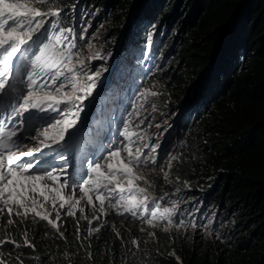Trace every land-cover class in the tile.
<instances>
[{
  "label": "trees",
  "instance_id": "trees-1",
  "mask_svg": "<svg viewBox=\"0 0 264 264\" xmlns=\"http://www.w3.org/2000/svg\"><path fill=\"white\" fill-rule=\"evenodd\" d=\"M85 1L115 34L108 51L121 42L119 67L126 61L141 73L134 77L139 86H157L169 96L164 108L178 118L172 156L161 166L139 163L136 173L175 210L155 226L114 209L49 217L56 226L33 212L2 210L0 261L264 264V0H55L64 33L72 34L68 29L78 22L71 8ZM148 22L146 32L159 24L171 28L164 48L171 45L181 57L166 68L154 67L162 60L154 57L159 34L144 65L134 52L142 50ZM77 29L72 39L79 48Z\"/></svg>",
  "mask_w": 264,
  "mask_h": 264
},
{
  "label": "rangeland",
  "instance_id": "rangeland-1",
  "mask_svg": "<svg viewBox=\"0 0 264 264\" xmlns=\"http://www.w3.org/2000/svg\"><path fill=\"white\" fill-rule=\"evenodd\" d=\"M5 2L26 4L29 3V0H5ZM33 6L36 7V5ZM76 9L77 5L71 8L74 23L76 22V15H78V22L74 24L72 34L64 33L59 23L57 27H53L52 21H56L55 17H43L46 21L43 27L32 32V40L29 41L28 45L21 46V52L13 58V67L10 68L9 73L5 77H0V82H6L7 89V95L0 93V96L4 97L3 101H0V155L7 157L9 154H14L21 158L25 166L29 164L35 166L34 170L25 175H44L46 171H52L58 177L57 180H49L45 177L38 183L34 181L25 182L29 188L36 187L37 191L34 194L37 201L35 211L40 212L43 216L57 218V215H67L69 212L91 216L105 213L111 209L119 213H126L122 206H112L123 196L122 203H128L129 197L132 198L133 202L147 198L145 202L147 211H144L143 208L137 209L139 217L147 221V219L152 218L150 216L151 211H158L157 217L153 219V224H157L159 221L164 222L173 212L165 215L163 209L175 210L174 203L162 205L168 202V200L166 201L167 197L157 195L141 179L134 180L133 184L129 186L128 180L120 173H117V179H113V182L108 184L104 176L99 173H90V168L94 162H99L102 165L101 172H107L109 163L113 165V171H116L117 167L123 169L118 157L109 159L108 156L110 152L117 149L120 150L121 157L132 161V167L135 169L133 175L139 176L136 173V166L146 162V160H151L155 166L163 165L171 158L175 147L176 137L173 136V131L177 123V115L173 110L169 114V111L164 108L169 99L168 95L163 96L157 86L143 87L142 84L139 86L138 80L136 81L134 77L141 73L138 71L132 73V69L130 65L125 63L126 61L119 67L121 64V62L119 64L121 42L116 44L114 50L108 51L116 37L114 32H108L109 27L103 21L105 18L101 16L100 12L89 7V1H85L77 11ZM20 11L23 10L20 9ZM42 11H48V9ZM4 15L6 16L7 13ZM2 19L0 17V21ZM40 19V17L36 18L37 21ZM148 24L149 22L146 25L148 28L144 27L142 32L145 40L141 46L142 50L137 51L134 48V52L144 65L148 60L149 48L159 34L160 39L154 57L162 56V60L158 63L154 62V67L156 64V67L166 68L173 57H181L178 56V49L169 51L171 45L166 46L167 49L164 48L167 43V36L172 32L171 28L164 30V27L161 28L159 24L155 27V31L146 32L145 29L148 30L150 27ZM32 27L36 28L35 21ZM76 28L82 32L79 48L76 47V41L72 39L75 36ZM45 44L49 46L48 49L45 50L39 64L33 65L32 61L41 55L40 49ZM135 46L136 48L139 46L137 42H135ZM131 53H133L131 50L127 53L129 58L132 57ZM81 61L83 63H80ZM186 61L184 58L182 64L174 63L170 70L173 71L182 67ZM46 64H51L53 67L49 69L41 66ZM146 66L145 70H148V64ZM57 67L65 74L60 79L68 85L64 92L69 95L73 94L71 87L73 83L78 85L75 95H85V92L81 91L85 82H94L96 87L91 96H87L83 104L80 105L82 110L79 111V120L76 125L68 129L63 140L53 142L52 139H46L45 136L41 135V132L48 129L49 137L55 135L57 133V128L54 127L56 121H62L66 118L65 113L74 110L71 103L56 104L55 100H45L44 107L47 110L32 109L31 118L23 123H21L23 117L16 116L12 108L23 102L22 97L29 90L33 91L34 96L37 97V102L43 99L46 94L58 100H65L64 92L58 95L50 89L42 91L39 87L40 83L49 80ZM70 68L73 71H68ZM0 71H3V65H0ZM96 72L101 74L95 76ZM148 74L149 72L146 73V75ZM29 76L37 81V86L32 89H29ZM87 76H92L93 80L88 81ZM188 87L189 85H187ZM175 89V93H177V88ZM151 93H156V95H151ZM9 103H11V107H8ZM49 104L52 107L49 108ZM77 104L79 105V101ZM57 108L62 111H56ZM24 116L27 117L28 114L25 113ZM13 131L16 136L9 138L8 134ZM122 133L125 134L122 135ZM126 136L130 139H127ZM4 143L8 144L7 148L3 146ZM45 145L49 146L46 147ZM126 147H131L134 153H136L137 148L140 149V152L136 153L139 156L138 161L135 156L128 157ZM29 151L33 153L32 156L21 155ZM11 166L15 167V164ZM62 169L64 170L62 171ZM88 175H92L97 183L93 184L88 181ZM131 178L132 176L129 175L128 179ZM21 180L23 181V177ZM65 180L69 186L62 187ZM73 180L78 181V184H74ZM85 181H88L87 185H84ZM117 183L124 189L122 192L115 188ZM45 185L47 187H44ZM81 186L89 188V195L93 198L92 204L88 203ZM130 187L131 191H129ZM137 188L145 189V191L141 193ZM51 189H56V191H51ZM41 190L49 196L47 202L39 196ZM98 190L110 198L105 199L102 208L100 201L96 199ZM53 196L57 197L55 209L51 199ZM61 196L64 199H60ZM69 197L73 201L78 199L79 204L69 206V203H65ZM25 203L28 212H33L31 210L32 201L27 200ZM62 203L64 204L63 208L60 207ZM41 204L43 207L40 206ZM157 206H159L158 209ZM8 207H13L14 211H25L24 208L15 206L12 201H9L7 205L0 201V210H7ZM141 212L143 215L140 214Z\"/></svg>",
  "mask_w": 264,
  "mask_h": 264
},
{
  "label": "snow or ice",
  "instance_id": "snow-or-ice-1",
  "mask_svg": "<svg viewBox=\"0 0 264 264\" xmlns=\"http://www.w3.org/2000/svg\"><path fill=\"white\" fill-rule=\"evenodd\" d=\"M39 4L42 7H47L48 11H42V7H35L33 5ZM22 9L23 11H20ZM15 10V11H13ZM61 12V8L59 4L55 3V0H29V3L26 4H17V3H6L5 0H0V17H2V21H0V65H3V71H0V77H5L6 74L9 73V70L11 67H13V58L17 57V54L21 52V46L22 45H28L29 41L32 40V32L36 31V29L43 27L44 23L46 22L43 17H59ZM7 13L5 16L4 14ZM37 17H40V20H36ZM36 22V28H33V22ZM52 26L57 27L58 21H52ZM69 32L72 31V29H68ZM48 45L45 44L42 49H40L41 55L37 56L34 61H32L33 65H38L39 62L42 59V56L44 55V52L46 49H48ZM94 58V57H93ZM80 63H83L82 61ZM42 67H47L51 69L53 65L46 64L41 65ZM68 71H73V69H68ZM106 71V69H105ZM101 73L96 72L95 76H99ZM35 75V73H33ZM64 72L60 71L57 67L56 71L49 77L48 81L42 82L39 84L40 89L43 91L44 89H50L54 91L56 94H61L64 92V89L68 87L64 83L63 80L60 79L61 76H64ZM67 79V77H65ZM75 79V77H73ZM29 89H32L37 86V81L32 78V76H29ZM87 80L91 81L93 80L92 76H87ZM72 87V93L69 95L68 93L64 92V95L66 97L65 100H58L55 97L51 95H45L43 99H41L39 102H37V97L34 96L33 91L29 90L26 94L23 95L22 103H19L17 107H13L12 111L15 113L16 116L23 117L21 120V123L25 122V120L31 118V110L36 109L39 111H46L47 109L44 107V101L45 100H55L56 104L60 103H71L72 109L69 110V112L65 113V119L62 121H56L54 127L57 128V133L51 137L48 136V129H45L43 132H41V135L45 136L46 139H52L53 142H58L60 140L64 139V134L68 131L69 128H73L77 121L79 120V111L82 110L80 105L83 104V101L87 98V96H91L93 89L96 87L95 83H87L85 82L84 85L81 87V91L85 92V95H75L76 89L78 87L77 84L73 83L71 85ZM0 93H3L4 95H7V89H6V82H0ZM144 95V94H142ZM151 95H156V93H151ZM3 96H0V101H3ZM77 101H79V105L77 104ZM8 107H11V103H9ZM48 107H52L51 104L48 105ZM56 111H62L61 109L57 108ZM27 113L28 116L25 117L24 114ZM15 118V117H14ZM63 125V127H61ZM127 132V129L125 130ZM125 133H122V135ZM9 138L16 136V133L13 131L8 134ZM74 135V134H73ZM127 139H130V137L126 136ZM43 143V141H41ZM3 146L5 148L8 147L7 143H4ZM48 147L49 145H45ZM126 151L128 154V157L135 156L136 160H139V156L136 155V153L140 152V149H136V153L132 151L131 147H126ZM154 151V150H153ZM23 155L32 156L33 153L31 151L27 153H22ZM109 159L111 157H118L119 163L123 165V169H120L117 167L116 171H113V165L109 163L107 165V172H101L102 165L99 162H94L93 166L90 168V173L96 174L99 173L100 175L104 176V178L107 180L108 184H111L113 182V179H117V173H120L123 175L125 179L128 180L129 186L133 184V181L136 179H143V177H139L136 175H133L135 169L132 167V161L126 160L124 157L120 156V150L117 149L115 151H112L108 154ZM7 161V162H5ZM15 164V167H12L11 165ZM33 165L29 164L28 166H25L23 161L19 156H15L14 154H9L7 157L4 155H0V201H3L5 205L9 203V201H12L13 204L17 207L24 208V213H21L19 211H16V215H27L28 208L25 203L27 200L32 201V211L35 212L36 216H41L40 212L35 211V205H36V199L34 198V194L36 193L37 189L35 186L29 188L28 185L25 183L26 181H34V182H40L47 177L49 180H57L58 177L53 174L52 171H46L44 175H25L27 173H30V171L34 170ZM64 169H62L63 171ZM129 175L132 176L131 179H128ZM21 177H23V181L21 180ZM88 181H91L93 184H96V180L93 179L92 175H88ZM88 181L84 182V185H87ZM74 184H78V181L73 180ZM11 186V187H10ZM69 186L67 183V180L64 181L62 187ZM106 186V185H105ZM44 187H47L46 185ZM116 189H119L121 192L124 190L121 188L120 184L117 183L115 185ZM99 189V185H98ZM81 190L84 192L87 201L89 204L93 203V198L91 195H89V188L87 186H81ZM137 190L141 193L145 191V189L137 188ZM51 191H56V189H51ZM109 191H112V189H109ZM129 191H131V187L129 188ZM39 196L44 198V201L47 202L49 200V196L45 194L43 190L39 191ZM52 199V205L55 209L56 207V199L57 197L53 196ZM60 199H64L62 196ZM96 199L100 201L101 208L104 205L105 199H110L109 197H106L102 191H97ZM145 198L144 200H138L133 202L132 198L129 197L128 203H122L124 200V197L121 196L115 203H113V207H116L117 205H120L124 208L126 212H131L132 215H137V209L143 208L144 211H147V208L145 206L146 202ZM79 200H72L71 197H69L67 200H65V203H69V206H72V204H79ZM43 207V204L40 205ZM95 206V205H93ZM60 207L63 208L64 204H60ZM159 206H157L158 209ZM82 210V209H81ZM2 211V210H0ZM14 211L13 207H8L7 212L9 215H11ZM174 209L164 208L163 213L165 215L170 214L173 212ZM69 215H74L75 213H67ZM143 215V212L140 213ZM158 215V211H151L150 216L152 218L147 219V223L149 225H153V219L156 218ZM41 218L48 220L49 223L55 225V222L50 220L47 215L42 216ZM86 218V217H85ZM161 218H164L161 216ZM57 219H59V216L57 215ZM169 222H171L169 220ZM9 224L14 223V221L9 220ZM91 223V221H89ZM167 229H165L166 231ZM90 231H99V229H94ZM12 242V241H10ZM14 243V242H12ZM135 243V242H134ZM25 244L29 247L32 245L27 240L25 241ZM0 264H3L2 261H0Z\"/></svg>",
  "mask_w": 264,
  "mask_h": 264
}]
</instances>
